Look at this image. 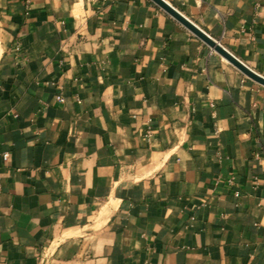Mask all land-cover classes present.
Listing matches in <instances>:
<instances>
[{
    "label": "crops",
    "instance_id": "obj_1",
    "mask_svg": "<svg viewBox=\"0 0 264 264\" xmlns=\"http://www.w3.org/2000/svg\"><path fill=\"white\" fill-rule=\"evenodd\" d=\"M166 1L264 77V0ZM0 174V264H264V86L151 0H0Z\"/></svg>",
    "mask_w": 264,
    "mask_h": 264
},
{
    "label": "water",
    "instance_id": "obj_2",
    "mask_svg": "<svg viewBox=\"0 0 264 264\" xmlns=\"http://www.w3.org/2000/svg\"><path fill=\"white\" fill-rule=\"evenodd\" d=\"M154 4L160 7L164 12L170 15L173 19L183 25L187 30H189L193 35L199 38L217 54L223 57L227 62L238 69L242 74L252 81L264 86V77L254 72L243 62L237 59L233 54H231L227 49H225L219 42L211 38L202 29L195 25L192 21L186 18L182 13H180L176 8H174L166 0H151Z\"/></svg>",
    "mask_w": 264,
    "mask_h": 264
},
{
    "label": "built area",
    "instance_id": "obj_3",
    "mask_svg": "<svg viewBox=\"0 0 264 264\" xmlns=\"http://www.w3.org/2000/svg\"><path fill=\"white\" fill-rule=\"evenodd\" d=\"M57 99L59 102H64V98L62 96H57ZM4 162H8L9 158H10V154L9 153H5L2 155ZM2 190V178H1V174H0V192Z\"/></svg>",
    "mask_w": 264,
    "mask_h": 264
}]
</instances>
